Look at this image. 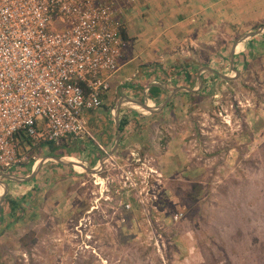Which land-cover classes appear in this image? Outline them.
Returning <instances> with one entry per match:
<instances>
[{
    "label": "rangeland",
    "instance_id": "obj_1",
    "mask_svg": "<svg viewBox=\"0 0 264 264\" xmlns=\"http://www.w3.org/2000/svg\"><path fill=\"white\" fill-rule=\"evenodd\" d=\"M229 3L235 5L234 13L220 23L215 45L206 54L203 52L199 66L203 69L212 67L221 74L235 77L232 80L236 83L208 80L197 110L191 113L188 103L184 105L186 100L189 101L185 95L187 90L175 94L172 98L174 106L169 109L149 112L139 108L144 117H137L140 123L133 127L138 128L125 134L129 139L126 145H122L121 155H116L117 151L111 155L101 174H92L80 166L58 167L56 163L60 162L51 158V155L73 154L75 157L61 158L65 162L81 161L89 166L87 147L98 149L97 141L106 130L107 117L98 109L85 111L83 115L91 136L82 138L88 144L77 139V146L62 148L61 140L58 143L44 142L33 148L25 143V150L19 151L21 162L6 173L23 178L30 175L41 161L44 163L39 178L32 184L0 178V205L3 204L5 216L0 224V264H150L152 249L166 264L169 263L168 250L172 244L165 233L169 234V229L183 217L181 211L184 209L180 198L182 193L176 188L177 176L190 167L189 174L192 178L195 176L193 179L204 174L203 183L212 176L218 182L220 176L215 174L216 169L218 172L233 171L238 163H243L242 159L253 156L252 153L264 145V132L259 131L260 127L254 126L259 132L254 138L251 136V140L242 131L245 124L253 126L257 116L264 125V0H229ZM56 19V29L50 26L49 31L64 32L67 26ZM260 28H263L260 33L241 42L246 44L245 47L241 43L237 45L236 53H247L252 46L255 50L249 55L248 69H244L245 58L235 57V68L241 73L236 74L230 56L236 39ZM211 54L213 58L216 56L215 59H208ZM106 73L110 72H104L103 78ZM166 74L174 79L176 70L171 67ZM202 75L209 79L207 71ZM199 85L196 80L194 87L189 88L199 89ZM114 94L112 92L115 97L111 101L113 108L121 92L117 90ZM107 98L101 107L104 102L111 103ZM165 99L161 96L153 100L147 96L150 105L156 109ZM111 124H114L113 119ZM50 143L58 148L53 149ZM96 167L100 168L99 161L92 168ZM131 173L133 177L128 180L126 177ZM114 180L117 187L111 188ZM6 185L9 190L1 200ZM164 191L168 192L172 205L166 211L170 215L157 219L159 226H155L150 211L157 209ZM134 195L141 207L132 214L130 198ZM20 196H23V203H30V206H26L23 212L19 210L23 220L12 226L10 223L15 217L5 199ZM176 213H182L178 220L174 218ZM30 229L34 238L29 241L32 245L25 250L17 245V240L25 233L29 234ZM191 243L196 244V240L181 238L179 252L188 250ZM177 255L173 258L174 264L190 263L179 260L180 254Z\"/></svg>",
    "mask_w": 264,
    "mask_h": 264
},
{
    "label": "built area",
    "instance_id": "obj_2",
    "mask_svg": "<svg viewBox=\"0 0 264 264\" xmlns=\"http://www.w3.org/2000/svg\"><path fill=\"white\" fill-rule=\"evenodd\" d=\"M122 26L114 0H0V173L21 162V132L36 146L91 136L83 115L110 91Z\"/></svg>",
    "mask_w": 264,
    "mask_h": 264
},
{
    "label": "trees",
    "instance_id": "obj_3",
    "mask_svg": "<svg viewBox=\"0 0 264 264\" xmlns=\"http://www.w3.org/2000/svg\"><path fill=\"white\" fill-rule=\"evenodd\" d=\"M254 50L255 48L252 46L247 53L243 52L237 55V57L241 56L247 60L244 69L247 67L249 68V55ZM236 69L238 70L237 67ZM207 73L209 79H207L205 75L202 76L203 88H201L202 90L200 89L201 91L198 93H185L189 101L186 100L184 105L188 103V108L191 113L199 108V100H201L199 98L203 96L204 92L202 91L208 86V80L213 83H215V81L219 83H236V81L232 79L222 78L221 73L212 67L210 70H207ZM188 74L187 79L189 81H187L185 85L188 86V88H193L197 77L196 75ZM213 91L214 89L210 92L213 94ZM150 94L155 100H158L162 95L165 96L164 91L156 85L151 88ZM171 106H174V100L172 99L164 106L163 110L169 109ZM137 117L143 118L144 115L141 113L120 114L121 139L118 147L119 149L115 153L116 155H121L122 145L128 143L126 140L129 139V136L127 135L126 137L125 134H129L134 128H138L133 127L134 124L137 125L140 123ZM254 119L257 121L255 120L256 123L253 126L245 124L242 129L244 135L248 136L250 140L251 136L254 138L257 132H264V125H261L262 119L258 116ZM254 126L260 127L259 131H256ZM116 133L117 132H114L112 134L113 138ZM17 138L19 140L20 152L25 150V143L30 144L33 148H38L40 146L33 145L29 137L23 132L18 134ZM77 144L78 141L76 138L74 139L72 136H67L63 138L61 146L62 148H67L69 145L74 147L75 145L77 146ZM51 146L53 145L51 144ZM236 146L239 150V144ZM55 148L58 147L53 146V149ZM87 149L90 153L87 163H89L90 168H92L106 153L99 148L97 149V147H87ZM69 155L75 157V155L67 153L63 155L57 154L54 157L61 158ZM252 155L253 156H249L248 159H242L244 160L243 163H238L233 171L227 172L226 170V172H218L216 169L215 174H219L220 176V181L218 182L214 179V176H212L206 183H203L205 178L204 174H200L198 179H193L195 176L193 178L191 177L190 167H187L183 170L184 173L177 176L179 181L176 188L178 193H182V196L180 194V198L184 209L181 211L183 217L175 222L172 228L169 229V234L165 233L166 237L171 241L170 244H172L168 250V264H172V262L174 264L175 261H173V258L175 259V256H178L177 254H180L179 256L181 259L179 260H186L187 263L190 262L188 264H264V145L259 146ZM51 156L53 157V155ZM56 164H58V167L60 166L66 169H69L68 166H70V164ZM105 164H107V162L104 163V167L98 172L99 174L104 172ZM33 165L34 162L30 165V173ZM72 172L78 174L76 171ZM40 174L41 173L23 184L26 185L36 182ZM115 182V180L114 182L111 181V188L116 184ZM204 189H206L205 193L203 192ZM5 200L10 204L11 214L15 217L14 221L10 223V225L14 226L16 223L23 220V215L19 210L23 212L24 209H27L26 206H30V203L25 205L23 203V196L15 199L8 197ZM130 201L133 203L134 209H130L131 212H129L133 214V211H135L137 207H141V205L135 195L131 196ZM2 205L3 204L0 205V224H2L5 219ZM168 207H172V205L169 202L168 192L165 193L164 191L158 201L157 209L153 208L150 211L151 222L154 223L155 226H159L157 219H164L166 215L168 216L169 213H166ZM31 230L32 229H30L29 234L25 233L22 238H18L17 245L20 244V248L27 250V246L32 245V242H29L31 238H34L32 237L33 233H31ZM181 238L195 239L196 244L191 243L189 244L188 250L179 252L180 248H178V243H180ZM9 249H4V251H9ZM164 261L158 256L156 250L152 249V251H150V264H166Z\"/></svg>",
    "mask_w": 264,
    "mask_h": 264
},
{
    "label": "crops",
    "instance_id": "obj_4",
    "mask_svg": "<svg viewBox=\"0 0 264 264\" xmlns=\"http://www.w3.org/2000/svg\"><path fill=\"white\" fill-rule=\"evenodd\" d=\"M114 7L123 24V45L118 69L114 73H106L104 77L112 90L104 98L109 97L107 99L111 102L117 90L121 94L115 108L111 107L112 101L104 102V107L98 109L107 117L106 130L101 140L97 141V146L105 155L115 146L117 133L114 138L112 134L117 132L115 117L118 107L119 117L123 113H140L139 108L146 111L136 101L150 105L147 96L154 100L150 91L155 85L164 91V97L167 98L173 93L174 97L183 89H190L185 85L189 81L187 74L196 75L199 81L202 74L211 69L199 66L203 52L214 47L217 28L224 22V18L232 16L235 9L229 0H114ZM241 44L246 46L244 42ZM237 54L240 53L237 52L235 57ZM215 57L211 54L208 59ZM171 67L176 70L174 79L166 74ZM79 141L88 144L86 139L79 138ZM110 158L112 156L105 162ZM71 166L74 165L68 167Z\"/></svg>",
    "mask_w": 264,
    "mask_h": 264
},
{
    "label": "water",
    "instance_id": "obj_5",
    "mask_svg": "<svg viewBox=\"0 0 264 264\" xmlns=\"http://www.w3.org/2000/svg\"><path fill=\"white\" fill-rule=\"evenodd\" d=\"M257 33H259V31H254V32H251V33H246V34L242 35L241 37H239L238 39H236V41L234 43V46L232 48V51H231V55H230L231 56L232 70L234 72H236V74H240V72L235 68V54H236V47H237V45L240 44L243 40H246V39H248V38L256 35ZM221 77L224 78V79H229V80L235 78V77H230V76L224 75V74H221ZM199 83H200L199 89H183V90H187L188 92L189 91L190 92H196V91L200 90L201 87H202V85H203V80H202L201 77L199 78ZM173 95H174V93L172 95L168 96V98L166 99V101L163 103V105H161L159 107V109H156V108L152 107L151 105H149V104H147L146 102H143V101H136V103H138L139 105H141L147 111L156 112V111L163 110L164 106L173 98ZM119 113H120V106L118 107V114L115 117L116 128H117V135H116L115 146H114V149L109 154H107V155H105L104 157L101 158V160L99 162L100 163V168H98V167H96V168H90L84 162H81V161H70V162L66 163L62 158H57V157H51V158L55 159L56 161H59L61 164H65V165L66 164L67 165L70 164V165H74V166H80L81 168H83L87 172H90L92 174H97L100 171V169L104 167L105 161H107L109 159V157L111 155H113L115 153L116 149L119 147L120 139H121ZM43 163H44V160L41 161V163H39L38 166L35 167V169L32 171V173L30 175L26 176V177L16 178L13 175L7 174L6 172H2V173H0V178H9V179H12V180L18 181V182H27V181L35 178L36 175H38V173L42 169ZM8 190H9V187L6 185L5 186V191H4L3 195L1 196V200L4 199V197H5L6 193L8 192Z\"/></svg>",
    "mask_w": 264,
    "mask_h": 264
}]
</instances>
